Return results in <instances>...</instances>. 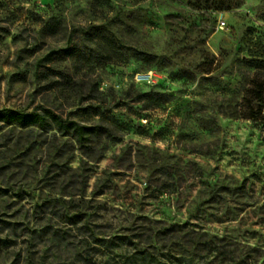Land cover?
Returning <instances> with one entry per match:
<instances>
[{"label":"rangeland","instance_id":"374dc122","mask_svg":"<svg viewBox=\"0 0 264 264\" xmlns=\"http://www.w3.org/2000/svg\"><path fill=\"white\" fill-rule=\"evenodd\" d=\"M260 60L264 0H0V109L106 129L0 122V264H264Z\"/></svg>","mask_w":264,"mask_h":264},{"label":"trees","instance_id":"16d2710c","mask_svg":"<svg viewBox=\"0 0 264 264\" xmlns=\"http://www.w3.org/2000/svg\"><path fill=\"white\" fill-rule=\"evenodd\" d=\"M96 32L103 33L100 30L101 26L94 27ZM264 65V60L257 61ZM259 75V74H257ZM262 75V74H261ZM260 76L256 78V84L253 89L254 97L258 104L250 108V113L247 118L258 120L259 117H264V80H260ZM0 122L6 125L29 127L36 126L47 130L53 124L57 129L64 132H73L79 142H85L91 138L100 136L106 132L102 126L82 124L74 120H66L46 108H36L32 111H18L11 108L0 109Z\"/></svg>","mask_w":264,"mask_h":264},{"label":"built area","instance_id":"2783aa9c","mask_svg":"<svg viewBox=\"0 0 264 264\" xmlns=\"http://www.w3.org/2000/svg\"><path fill=\"white\" fill-rule=\"evenodd\" d=\"M220 25L223 27L225 25V21H221ZM142 81L147 82V83H151L152 82L151 79L148 78V77H143Z\"/></svg>","mask_w":264,"mask_h":264}]
</instances>
